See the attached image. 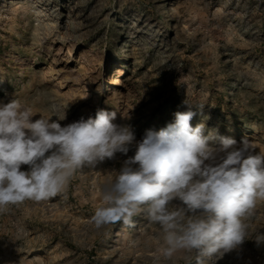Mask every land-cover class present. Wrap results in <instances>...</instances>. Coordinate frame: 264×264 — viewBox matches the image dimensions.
Instances as JSON below:
<instances>
[{
	"label": "rangeland",
	"instance_id": "374dc122",
	"mask_svg": "<svg viewBox=\"0 0 264 264\" xmlns=\"http://www.w3.org/2000/svg\"><path fill=\"white\" fill-rule=\"evenodd\" d=\"M12 99L33 120L66 106L62 126L114 111L136 142L191 108L193 127L264 152V0H0V103ZM135 150L0 215V264H196L194 253L166 258L143 212L96 228L104 191ZM245 223L244 242L207 264H264V201Z\"/></svg>",
	"mask_w": 264,
	"mask_h": 264
},
{
	"label": "clouds",
	"instance_id": "9594fccd",
	"mask_svg": "<svg viewBox=\"0 0 264 264\" xmlns=\"http://www.w3.org/2000/svg\"><path fill=\"white\" fill-rule=\"evenodd\" d=\"M65 108L51 104L48 116L33 120L37 113L21 100L0 103V215L25 201L57 197L77 170L126 155L135 142L134 156L95 210L97 229L131 225L143 212L160 227L166 258L194 253L196 264L222 258L244 242L245 221L264 201V152L252 154V142L244 139L237 146L215 130L205 134L204 123L191 125L196 115L191 108L175 112L173 123L146 131L138 142L130 125L113 123L114 111L98 109L95 118L62 126ZM174 200L181 206L173 207ZM255 240L264 243V234Z\"/></svg>",
	"mask_w": 264,
	"mask_h": 264
}]
</instances>
